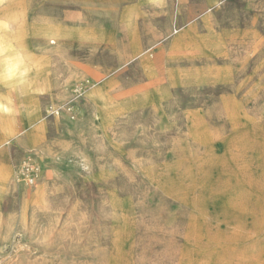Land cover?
<instances>
[{"label":"rangeland","instance_id":"obj_1","mask_svg":"<svg viewBox=\"0 0 264 264\" xmlns=\"http://www.w3.org/2000/svg\"><path fill=\"white\" fill-rule=\"evenodd\" d=\"M12 14L43 66L0 84V264H264V0Z\"/></svg>","mask_w":264,"mask_h":264},{"label":"clouds","instance_id":"obj_2","mask_svg":"<svg viewBox=\"0 0 264 264\" xmlns=\"http://www.w3.org/2000/svg\"><path fill=\"white\" fill-rule=\"evenodd\" d=\"M17 23L15 14L0 18V84L12 90L21 86L31 89L28 73L33 69L39 71L43 65L21 43L18 27H14ZM9 103H0V112H10Z\"/></svg>","mask_w":264,"mask_h":264},{"label":"built area","instance_id":"obj_3","mask_svg":"<svg viewBox=\"0 0 264 264\" xmlns=\"http://www.w3.org/2000/svg\"><path fill=\"white\" fill-rule=\"evenodd\" d=\"M19 177L22 180H25L29 184H33L39 175V171L35 167L31 165V163H27L22 167L19 173Z\"/></svg>","mask_w":264,"mask_h":264},{"label":"crops","instance_id":"obj_4","mask_svg":"<svg viewBox=\"0 0 264 264\" xmlns=\"http://www.w3.org/2000/svg\"><path fill=\"white\" fill-rule=\"evenodd\" d=\"M8 174V173H7Z\"/></svg>","mask_w":264,"mask_h":264}]
</instances>
